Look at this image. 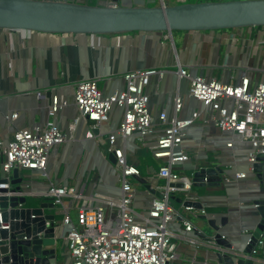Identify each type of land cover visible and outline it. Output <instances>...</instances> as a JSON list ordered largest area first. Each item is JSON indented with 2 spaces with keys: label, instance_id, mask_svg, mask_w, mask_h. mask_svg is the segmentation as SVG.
<instances>
[{
  "label": "built area",
  "instance_id": "built-area-1",
  "mask_svg": "<svg viewBox=\"0 0 264 264\" xmlns=\"http://www.w3.org/2000/svg\"><path fill=\"white\" fill-rule=\"evenodd\" d=\"M184 1L159 0L158 4ZM177 67L171 107L161 110L157 118L151 114L147 89L152 78L164 80L165 73L134 69L124 73L122 83L113 89L101 88L98 78H86L74 83L70 99L53 92L44 119L18 126L10 139L0 138V179L9 181L12 170L17 169L25 180L18 196L44 197L58 208L65 229L61 251L66 252L67 264H170L175 260V223L182 222L186 234L193 229L170 195L197 202L191 195V179L183 172L200 167L191 164L199 153L192 158L189 149L198 140L196 128L218 129L220 136L210 140L213 146L228 150L239 144L248 146L250 169L256 156L264 154V81L247 74V65L239 78L230 72L223 80ZM70 108L73 115L67 113ZM12 117L16 120L17 114ZM95 129L96 136L92 134ZM83 136L90 146L84 145L86 152L95 149L104 163L102 169L95 166L74 177L52 175V164L56 161L55 169L63 160L60 148H79ZM135 140L159 164L157 170L151 168L152 177L144 180L163 194L161 200L138 189L135 178H140L139 170L128 160ZM106 141L108 152L116 159L114 165L108 164L99 149ZM106 173L107 184L102 180ZM235 177L244 179L246 174L235 173ZM223 178L225 183L231 180ZM38 181H45L42 190ZM171 183L183 188H170ZM182 208L192 216L197 212ZM198 211L205 214L203 208ZM181 239L195 242L186 235Z\"/></svg>",
  "mask_w": 264,
  "mask_h": 264
},
{
  "label": "crops",
  "instance_id": "crops-1",
  "mask_svg": "<svg viewBox=\"0 0 264 264\" xmlns=\"http://www.w3.org/2000/svg\"><path fill=\"white\" fill-rule=\"evenodd\" d=\"M102 1L95 0L93 4ZM222 1L233 0H192L190 3ZM175 4L170 2V5ZM257 41L261 43L257 45ZM178 65L217 80H223L230 72L233 77L239 78L240 72L247 65L250 69L247 74L264 81V28L225 32H176L172 35L133 33L109 36L0 30V138L10 139L18 126H29L44 119L50 100L46 96L47 92H58L70 99L74 83L86 78H98L101 88L113 89L122 83L124 73L134 69L153 68L165 73L164 80L152 78L147 89L151 114L153 118H157L161 110L168 111L171 107L176 92L175 74ZM38 95L45 98L40 99ZM68 111V115L74 114L73 109ZM14 114H17L16 120L12 117ZM195 130L199 137L194 144L191 141L193 145L189 149L192 158L196 152L199 155L197 159L191 160V164L220 167L225 172L224 177L231 180L229 183L223 182L219 187L192 188L191 195L196 196V201L201 203L204 215L196 210L195 216H192L181 205L174 203L182 219L191 223L194 232L186 234L183 223H175L172 230L176 235L173 240L177 247L176 257L170 264H215L213 250L218 248L198 236V232L204 236L211 233L202 216L216 221L225 218L227 225L222 234L236 249L245 246L247 236L256 225L252 201L256 198L260 183L248 166V146L239 144L234 150L224 149L215 143L213 146L210 140L213 136H220L218 129L204 126ZM131 143L128 160L139 170L143 158L152 159L156 167L147 165L143 173H139L143 179L152 177L151 168L157 170L158 162L145 149H140L136 140ZM84 145H79V151L74 150L75 148L60 150V154L64 155L63 160L58 162L55 169L56 161L52 164V175L59 178L69 173L74 177L79 172L78 167L81 169L80 175L87 173L86 170L92 165L89 159L91 160L92 155L96 157V154L93 147L92 153L89 150L86 152L88 148ZM88 147L90 148L89 144ZM99 149L103 150V146ZM102 150L101 154L104 155ZM104 153L105 157L107 154L105 151ZM191 169L183 171L184 174L190 175ZM235 173H245L246 177L238 179ZM67 177L68 175L65 176ZM102 177L104 183H109L108 173ZM38 182L37 187L42 190L45 181ZM158 183L161 184L162 181ZM138 189L143 190L141 186ZM27 198L51 203L44 197ZM43 211L44 214L55 217L59 234L64 235L65 229L60 225L62 216L58 208L46 207ZM183 235L193 237L195 242L184 241L181 239ZM54 264H67L65 251L58 249Z\"/></svg>",
  "mask_w": 264,
  "mask_h": 264
},
{
  "label": "water",
  "instance_id": "water-1",
  "mask_svg": "<svg viewBox=\"0 0 264 264\" xmlns=\"http://www.w3.org/2000/svg\"><path fill=\"white\" fill-rule=\"evenodd\" d=\"M93 1L0 0V30L109 36L264 28V0L183 2L168 6L156 5V0H103L97 4ZM46 96L51 98L52 93L47 92ZM92 134L96 136L98 131L92 130ZM108 149L106 141L103 145L106 161L114 165L116 159ZM251 171L260 183L252 201L256 225L242 249L234 248L223 236L225 218L216 221L202 216L211 233L204 236L198 232V236L218 248L213 250L215 264H264V154L256 156ZM224 175L222 168L205 165L192 169L189 177L192 188H205L222 185ZM135 180L156 199L163 198V194L143 178ZM5 184L8 188H0V264H54L62 244L59 225L53 215L43 211L54 205L40 203L27 207V197L17 195L25 185L17 169L12 170L9 181L0 179V186ZM168 186L183 188L179 183ZM170 199L182 207L202 209L200 202L185 200L182 195L171 194Z\"/></svg>",
  "mask_w": 264,
  "mask_h": 264
},
{
  "label": "trees",
  "instance_id": "trees-1",
  "mask_svg": "<svg viewBox=\"0 0 264 264\" xmlns=\"http://www.w3.org/2000/svg\"><path fill=\"white\" fill-rule=\"evenodd\" d=\"M147 165H151V166L156 167L155 163L153 162L152 159L145 157V158L142 159V166L139 168V171H140L139 173H143L144 167L147 166ZM41 201H42V199L41 200H37V199H33V198H27L26 206L27 207H32V206L40 204Z\"/></svg>",
  "mask_w": 264,
  "mask_h": 264
},
{
  "label": "bare ground",
  "instance_id": "bare-ground-1",
  "mask_svg": "<svg viewBox=\"0 0 264 264\" xmlns=\"http://www.w3.org/2000/svg\"><path fill=\"white\" fill-rule=\"evenodd\" d=\"M84 139H85V137L83 136L82 139H81V141H80L81 146L84 145V144L88 145V142H87V141H86V143L83 142ZM80 148H81V147L78 148V151H79ZM80 150H81V149H80ZM94 152H95V150H94ZM95 153H96V157H95L94 155H92V156L90 157L91 160L89 159V163L92 164V165L90 166V168L92 169L93 167L98 166L100 169H102V167L104 166V163L102 162V159H101L100 156L97 154V152H95ZM90 168H89V169H90Z\"/></svg>",
  "mask_w": 264,
  "mask_h": 264
},
{
  "label": "rangeland",
  "instance_id": "rangeland-1",
  "mask_svg": "<svg viewBox=\"0 0 264 264\" xmlns=\"http://www.w3.org/2000/svg\"><path fill=\"white\" fill-rule=\"evenodd\" d=\"M190 1H192V0H188V1L185 2V3H190ZM158 3H159V0H156V5H157ZM62 149H63V148H61V151H62ZM76 149L78 150L77 146L75 147L74 150H76ZM101 150H102V149H101ZM101 150H100V151H101ZM102 152H103V154L105 155V153H104L103 150H102ZM77 153H78V155H79V152H77ZM78 171H79V172L77 173V175H80L81 169L79 170V167H78ZM93 178H94V177H93Z\"/></svg>",
  "mask_w": 264,
  "mask_h": 264
}]
</instances>
